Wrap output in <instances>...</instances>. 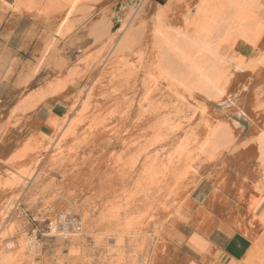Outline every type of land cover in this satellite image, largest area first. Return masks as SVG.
<instances>
[{"label": "rangeland", "instance_id": "374dc122", "mask_svg": "<svg viewBox=\"0 0 264 264\" xmlns=\"http://www.w3.org/2000/svg\"><path fill=\"white\" fill-rule=\"evenodd\" d=\"M71 1L28 0L37 10H20L23 18H10L0 2V28L18 25L21 35L35 36L23 58L37 51L35 67L56 79L67 73L73 88L67 116L79 119L72 136L54 145L62 125L48 145L28 141L22 156L0 167V213L12 202L7 218L0 216V226L12 229L1 236L0 253L11 260L0 264H180L190 227L179 221L189 220L185 208L195 212L189 197L199 185L206 218L228 219L240 232L260 223L263 247L253 264H264V212L250 220L264 197L257 149L264 128V0H247L248 12L239 0L243 26L230 20L232 0ZM208 9L216 15L206 35ZM249 19L251 28L261 26L259 48L256 31L246 30ZM96 28H108L112 39H95ZM180 32L210 37L219 49L224 61L215 62L229 78L221 99L200 90L168 47L163 36L174 40ZM257 57L263 61L256 67ZM201 60L207 71L213 61ZM18 172L27 179L13 185ZM51 224L58 235L80 236H51ZM31 239L38 248L27 246ZM10 242L17 248L6 252Z\"/></svg>", "mask_w": 264, "mask_h": 264}, {"label": "crops", "instance_id": "0c3cea01", "mask_svg": "<svg viewBox=\"0 0 264 264\" xmlns=\"http://www.w3.org/2000/svg\"><path fill=\"white\" fill-rule=\"evenodd\" d=\"M157 3L163 0H155ZM10 18H23L25 14L14 8L16 0H0ZM0 167L22 156L28 141L46 146L54 134V123L62 119L69 108L73 88L69 84L60 94L50 93L57 80H64L67 73L56 79L46 69L34 73L35 63L23 58L35 36L21 35L18 25L0 28ZM20 45L17 46V42ZM35 49V44L32 50ZM43 92L42 94H40ZM43 95V96H42ZM30 107V109L28 108ZM56 130V129H55ZM49 138V139H48ZM48 141V142H47ZM204 186H198L189 199L196 204L194 213L185 208L187 221L179 225L190 227L183 235L184 256L180 264H237L243 262L248 252L257 245L263 229L249 227L244 232L235 230L229 220L205 217L208 204L204 200ZM1 194V193H0ZM193 205V204H191ZM264 212V197L254 209L253 217ZM257 220V219H256ZM214 221V222H213ZM258 221V220H257ZM249 226V224H247Z\"/></svg>", "mask_w": 264, "mask_h": 264}, {"label": "bare ground", "instance_id": "6f19581e", "mask_svg": "<svg viewBox=\"0 0 264 264\" xmlns=\"http://www.w3.org/2000/svg\"><path fill=\"white\" fill-rule=\"evenodd\" d=\"M79 1V0H78ZM234 1V2H233ZM246 1L247 0H245V4H247V5H245L244 4V6H246L245 8L247 9V6H248V3H246ZM77 2V0H72L71 2H70V4L71 5H73V4H75ZM229 3H231L230 4V7H229V3L227 4V8L229 7V8H231V10L233 11V17L231 16V18H233V19H230V20H234L235 22H237L238 24H241L242 26H243V24H244V22H246V17H245V15H244V10H243V8H244V6L242 7V4H241V2L242 1H239V0H232V1H228ZM244 2V1H243ZM220 4V3H219ZM224 4V3H223ZM76 5V4H75ZM140 5V4H139ZM142 5V4H141ZM226 5V4H225ZM224 5V6H225ZM220 7V6H219ZM221 7H223V6H221ZM14 8L15 9H17V10H22V11H27V12H29V13H32V14H34L33 12H35L36 10H37V7H36V4L35 5H31V4H29L28 3V0H16V3H15V5H14ZM211 8V7H210ZM213 8H215L214 6H213ZM217 8V7H216ZM228 8V9H229ZM244 8V9H245ZM249 8V7H248ZM72 9V8H71ZM211 10V9H210ZM213 11H214V9H212ZM212 10L211 11H209V9L207 10L208 12H209V14H208V17L207 18H211L212 17V21H211V23H210V21L208 22V20L210 19H208L207 21H206V24L204 23V28H202L203 29V31H204V34H206L207 35V33L209 32L210 33V29L209 28H211V24H214V23H212L213 21H215V13H213V15H212ZM223 10H226L225 8H223ZM205 12L204 11V13H205V15L208 13V12ZM217 11V10H216ZM215 11V12H216ZM228 11V10H227ZM226 11V12H227ZM230 11V10H229ZM247 12H248V9L246 10ZM210 12H211V14H210ZM220 12V11H219ZM218 12V13H219ZM223 12V11H222ZM231 12V11H230ZM42 13V12H41ZM223 13H225V12H223ZM220 14V13H219ZM227 14H228V12H227ZM226 14V15H227ZM248 14V13H247ZM246 14V16H247V18H248V15ZM213 16H214V18H213ZM220 16H221V14H220ZM223 16V15H222ZM229 16H230V14H229ZM219 17V15L216 17V18H218ZM224 17V16H223ZM227 17V16H226ZM222 18V17H221ZM221 18H219V20L221 19ZM225 18V17H224ZM223 18V19H224ZM229 18V17H228ZM214 19V20H213ZM217 21L218 20H216V25H217ZM221 21V20H220ZM225 21V20H224ZM207 22H208V25H209V27H208V25H207ZM219 22V21H218ZM228 22V21H227ZM251 22V25L249 26V24L248 23H250ZM210 23V24H209ZM229 23V22H228ZM233 23V22H232ZM243 23V24H242ZM248 23H247V25L249 26V28H247V25H245L246 26V30H248L249 31V33L252 31V30H254V31H256L255 33H254V47L255 48H259L260 46H261V43H262V33L261 32H259V30L261 31V26L260 27H258V24H256L255 26L257 27V29H256V27L255 28H251L253 25H254V23L252 24V21L249 19V21H248ZM237 24V25H238ZM229 25H230V23H229ZM220 27H221V25H219ZM228 26V25H227ZM215 26H213V28H214ZM212 28V29H213ZM260 28V29H259ZM211 29V30H212ZM241 29V28H240ZM256 29V30H255ZM160 31V30H159ZM158 31V32H159ZM248 31H246V32H248ZM212 32V31H211ZM214 32V31H213ZM263 32V31H262ZM59 33V32H58ZM63 33V32H62ZM160 34L162 33V32H159ZM208 33V34H209ZM92 34H93V36L95 37V39H101V38H103V37H105L107 40H110V39H112V35H110L109 34V32H108V28H96L95 30H93V32H92ZM211 34V33H210ZM59 36H60V34H58ZM180 37H178V38H174V40L173 39H169L167 36H163V38H164V40H165V42L167 43V44H169V48L171 49L172 48V51H176V53H174V54H178V56H179V58L180 59H182L183 61H184V64L183 65H185L186 67V75H188V76H195L196 77V80H197V83H198V86H200L201 88H199L200 90L202 89V88H204V90H206V91H209L210 92V94H211V96H208L209 98H212L213 100L214 99H221V97H223V95L225 94L224 92V88L222 87V86H224L228 81H229V78H228V76H224V74H223V72L222 71H220L219 69H218V63H216L215 61H224V59L218 54V51H219V49H217V46H211L209 43H211V42H208L209 40H206L207 38H210V37H207L206 39H205V37H204V39H198V40H196V39H193L192 37H190L189 35H187V34H185L184 32H180ZM206 35H204V36H206ZM246 35H248V34H246ZM62 36V35H61ZM210 36V35H209ZM246 37V36H245ZM215 45V44H214ZM168 48V49H169ZM173 53H171V54H173ZM197 54V55H196ZM47 56V55H46ZM176 57V56H175ZM204 57V58H203ZM210 59V60H212L213 61V63H212V65L210 66L208 63H207V65L208 66H206L207 68V71L205 70L204 71V66H203V62H205V61H203L202 62V60L201 59ZM201 60V61H200ZM263 61V58L262 57H257V59L255 60V66L257 67L258 65L260 66V64H261V62ZM264 62V61H263ZM40 63V62H39ZM211 63V62H210ZM264 64V63H263ZM40 67H41V65L38 67V66H36L35 68H34V73H36V72H38L39 70H40ZM176 67V66H175ZM178 67V66H177ZM209 67H210V70H209ZM171 69V68H170ZM253 69V68H252ZM222 72V73H221ZM72 73V72H71ZM178 73V72H177ZM183 73V72H182ZM182 75V74H181ZM184 75V74H183ZM176 76V75H175ZM180 79V78H179ZM153 84H154V82H153ZM69 85V81L68 80H62V79H60V80H57L53 85H51V87H50V93H52V94H60L63 90H65L66 89V87ZM155 85V84H154ZM226 86V85H225ZM198 88V87H197ZM43 92H41L40 94H42ZM191 94V93H190ZM43 96V95H42ZM82 103H84V102H82ZM29 109H30V107H28ZM80 108V107H79ZM77 111V110H76ZM81 111H82V108H81ZM82 115H84V113H82ZM79 123V119L77 118V116L75 115V116H67V114L62 118V119H60L59 121H57L56 123H54V126H55V129H56V131L59 129H61V127H62V125H64V127L62 128V135H61V137H58L57 139H56V141H55V143H54V145H57V143L59 142V140H60V138H62V136L64 135V134H66V133H70L69 135H71V133L73 132V128H75V126L77 125ZM55 129L53 130L54 131V133H55ZM58 130V131H59ZM263 131L260 133V136L259 137H257V146H258V150H259V152H260V154H261V157H263L264 158V128L262 129ZM215 132H216V130H215ZM214 132V133H215ZM260 132V131H259ZM57 133V132H56ZM58 133H60V132H58ZM58 133H57V135H58ZM213 133V135H215ZM72 136V135H71ZM125 136V135H124ZM128 136V135H127ZM52 137V136H51ZM54 137V136H53ZM55 138H56V135H55ZM49 139V138H48ZM50 141H52V138H50L49 139V142ZM122 141V140H121ZM48 142V141H47ZM39 145V144H38ZM42 146V145H41ZM49 148V147H48ZM50 148H51V146H50ZM43 149V148H42ZM45 150V149H44ZM10 164V163H9ZM14 171V170H13ZM18 173H20V172H18ZM15 178V179H14ZM12 180H13V183L12 182H10V183H12L13 185H15V184H18V183H16L19 179H27L26 178V175H25V173H20V174H16L15 175V177H14ZM29 179V178H28ZM11 180V179H10ZM29 181V180H28ZM5 183H6V181H5ZM19 185V184H18ZM11 187V186H10ZM11 206H12V202H9L6 206H5V208H3V209H1V213H0V216L3 218H7V214H8V212L12 209L11 208ZM15 206V205H14ZM0 217V218H1ZM1 218V219H2ZM59 220L61 221V223L62 224H64V226H63V230L65 231V232H67V227H66V220L67 219H65V217L64 216H60L59 217ZM13 224V223H12ZM11 226V225H10ZM55 228H56V226L54 225V224H51L50 225V229L51 230H53L52 232H53V234L51 235V236H53V235H56V236H63L64 238L65 237H77L78 236V238H79V236H80V234L79 235H71V234H69V233H64V234H62V235H58L57 234V231H55ZM11 231H12V229H11V227H6V226H4V225H2V226H0V238H1V236H3L4 234H10L11 233ZM50 236V237H51ZM35 240V239H34ZM15 243V242H14ZM14 243H12V242H10L9 244H5L6 245V252H8V251H10L11 249H15V248H17V245H15ZM21 244V246L23 247L24 246V244H23V242L22 243H20ZM19 244V245H20ZM27 246H30V248H38V245L31 239V240H28L27 241ZM262 247H263V243L261 242V239L260 240H258L257 241V245L256 246H253V248L248 252V254H247V256H246V258L244 259V261L243 262H240V263H237V264H253V262H254V259L256 258L255 256L257 255V252H259L261 249H262ZM12 251V250H11ZM19 251V250H18ZM17 251V252H18ZM16 252V253H17ZM30 252H32V251H30ZM2 253V252H1ZM0 253V254H1ZM10 254V253H9ZM9 254H7V253H2L0 256H1V260L2 261H6V260H8L10 257H9ZM21 254H22V252H21ZM30 256V255H29ZM31 257V256H30ZM33 259V258H32ZM9 260H11V259H9ZM34 260V259H33Z\"/></svg>", "mask_w": 264, "mask_h": 264}]
</instances>
